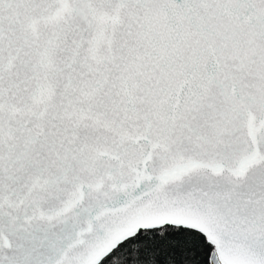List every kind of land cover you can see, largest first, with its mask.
Returning a JSON list of instances; mask_svg holds the SVG:
<instances>
[{"label": "snow or ice", "instance_id": "1", "mask_svg": "<svg viewBox=\"0 0 264 264\" xmlns=\"http://www.w3.org/2000/svg\"><path fill=\"white\" fill-rule=\"evenodd\" d=\"M0 264H264V0H0Z\"/></svg>", "mask_w": 264, "mask_h": 264}]
</instances>
